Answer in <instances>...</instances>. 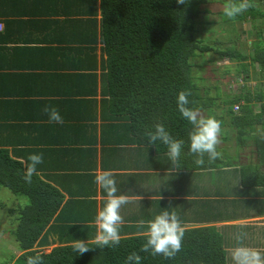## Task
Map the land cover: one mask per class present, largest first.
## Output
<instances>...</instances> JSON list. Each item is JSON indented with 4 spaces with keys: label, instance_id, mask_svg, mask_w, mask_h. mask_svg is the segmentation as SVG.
I'll return each mask as SVG.
<instances>
[{
    "label": "trees",
    "instance_id": "1",
    "mask_svg": "<svg viewBox=\"0 0 264 264\" xmlns=\"http://www.w3.org/2000/svg\"><path fill=\"white\" fill-rule=\"evenodd\" d=\"M249 2L252 7L247 11L232 19L224 18L223 21L238 22L237 27H242L247 21L253 24L257 19H262L264 25V0H261L260 11L255 7V0ZM210 3V0H186L183 5L177 4L176 0H0L1 5L17 6V11L7 14V17L34 19L26 24L30 28L39 25L37 23L42 15L61 17V20L53 22L54 29L64 27L65 24L72 26L74 32L69 33V38L75 46L52 50L74 56V59L67 61V66L73 65L67 70L76 72L79 69L82 72L68 77L77 78L76 85L81 87L80 93L84 92L91 97L94 105L97 82L100 81V94L108 97L101 100L103 107L108 110V141L118 136L115 133L125 129L126 124L123 128L118 123V115L121 114L127 117L125 121L130 122L129 128L141 126L154 130L153 125L160 123L174 139L183 140L184 145L189 144L188 133L192 130V125L178 110L177 94L189 91L188 107L198 108L196 101L201 99L198 93L202 87L197 86L193 75V62L198 56L214 54L220 61L237 62V73L244 81L249 79L250 74L254 80L258 76L260 82H257L253 93L247 90L244 94L235 92L231 96H223L222 102L225 105L220 106V113L229 118L235 127L238 151L250 147L247 145L250 143L252 152L257 154L258 165L241 169L242 184L251 189H264V170L261 169L264 166V92L261 90L264 88L261 84L264 83V50L259 47V42L254 41L247 49L248 52H242L236 45L239 32L232 30L233 34L227 36L220 46L213 41L210 31L212 37L201 38L199 32L206 31V24L199 22L198 16L202 13L201 7ZM204 13L209 14L207 10ZM217 13L224 15L223 11ZM202 21L206 23L208 20ZM256 26L254 24L252 28L255 29ZM57 33L53 32L55 35ZM262 37L259 30L258 38ZM203 80L204 78H200V81ZM81 85L88 87L89 91L85 92ZM7 86L0 79V97L11 94L4 91ZM57 95H63L62 89ZM68 98L70 97H64L63 100ZM253 105H258L257 113L253 112ZM235 106L238 107L237 113L233 111ZM208 107L210 106L205 105L200 111L207 114L210 112L207 111ZM104 114L103 111V122L106 117ZM98 117L99 114H94L92 108L91 122L97 121ZM92 127L96 130L94 125ZM225 139L228 143L231 142L230 138ZM23 140L19 137H0V188L27 200L25 206L18 205L7 210L11 217L16 218L11 235L14 236L16 249L20 253L18 256L11 255L8 261L14 259L26 264L28 256L39 255L44 264H125L127 255L137 252L142 258L141 264L234 263L226 249L237 242L235 238L227 235L223 238L215 227L209 226L232 218L243 219L249 215L242 207L234 212L233 206L237 203L234 200L219 201L216 203L217 209H213L209 202H203V205H208L211 209H205L201 213L188 210L187 217L176 213L184 228V237L181 250L171 259L140 250L147 239L146 234H141L147 233V227L141 224L126 229V232L120 228L118 246L99 248L95 243V222H63L62 216L70 212V209L64 207L59 213V192L35 175L31 183L24 181L22 177L25 168L17 150ZM142 140L145 143L146 140ZM136 142L138 140L135 139L134 143ZM114 145L115 143L110 146V153L116 152ZM159 145L165 146L163 143ZM215 160L216 164L198 168L205 170L218 167V158ZM90 182L93 184L95 181ZM251 205L256 207L258 214H264L263 199L253 201ZM160 212L162 211L159 210L157 214ZM155 215L148 217L146 221L153 219ZM204 224L208 226H202ZM74 240L87 241L91 249L78 255L73 250ZM49 248L51 249L48 250ZM2 261L0 264H6Z\"/></svg>",
    "mask_w": 264,
    "mask_h": 264
},
{
    "label": "crops",
    "instance_id": "2",
    "mask_svg": "<svg viewBox=\"0 0 264 264\" xmlns=\"http://www.w3.org/2000/svg\"><path fill=\"white\" fill-rule=\"evenodd\" d=\"M15 7L0 4V23L3 25L0 33V79L8 85L4 91L11 92L8 97H0V137L24 139L17 149L24 168L30 154L43 155V163L37 165V174L34 175L59 192V213L64 207L70 209L68 215L67 212L62 216L63 222L88 224L95 221L97 210L105 203L106 192L96 182L92 184L90 181H95L98 172L111 170L118 195H126L131 200L120 209L124 220L121 228L125 232L159 210L174 211L179 216L187 217L188 210L201 213L211 209L203 202H209L213 209H217L216 203L219 201L234 200L237 202L233 206L234 212L242 207L249 215L209 226L215 227L218 232L222 230L231 238L233 235L229 233L235 231L239 235L242 227L247 232L257 230L264 236V214H258L256 207L251 205L253 201L264 200V189L244 187L241 173L245 166L258 165L257 154L250 150V154L245 157L243 152L247 148L236 153L229 149L237 146L235 129L229 135L220 131V143L217 146L220 152L219 166L205 170L198 167L216 164L217 160L209 161L205 154L204 163L197 165V157L189 152V143L183 146L178 161L173 164L166 145L161 147L159 140L154 145L150 144L143 135L150 130L149 127L129 128L130 122L125 121L127 117L119 113L118 123L122 127L126 124L125 129L115 133L118 136L108 141V110L101 102L103 97H108L101 96L100 81L97 82L94 105L91 97L80 93L81 87L76 85L77 78L68 77L82 72L79 69L76 72L67 70L73 65L67 66L66 63L74 56L52 50L75 46L69 38V33L74 32L72 26L65 24L54 29L53 22L61 20V17L42 15L37 23L39 25L30 28L26 24L34 19L6 16L16 12ZM53 32L58 33L55 35ZM82 87L85 92L89 91L88 87ZM60 89L62 96L70 98L63 100L64 97L57 95ZM46 105L59 109L64 119L62 125L48 122V116L42 112ZM92 108L93 113L97 112L100 118L91 122ZM103 111L106 114L104 122L101 119ZM215 111L218 115L221 109ZM253 112L257 113L256 108ZM222 124L235 128L230 121L229 124ZM227 137H233L232 143L227 142ZM142 138L146 140L145 143ZM135 139L138 142L134 143ZM113 143L116 152L110 153ZM252 153L255 161L251 157ZM261 169L264 170V166ZM19 198L21 200L15 207L25 206L27 200ZM170 204L172 208H168ZM249 239V236L242 235L243 246L264 254V250H261L264 245L261 244L259 248L258 243H252L253 240L249 242ZM236 246L237 242L229 248L227 253L230 256Z\"/></svg>",
    "mask_w": 264,
    "mask_h": 264
},
{
    "label": "clouds",
    "instance_id": "3",
    "mask_svg": "<svg viewBox=\"0 0 264 264\" xmlns=\"http://www.w3.org/2000/svg\"><path fill=\"white\" fill-rule=\"evenodd\" d=\"M176 2L183 5L186 0H176ZM250 7H252V4L249 0H225L223 12L227 18L232 19L247 11ZM189 95L190 92L187 90L180 91L177 94V107L182 117L192 125V130L188 133L189 152L197 157L195 163L202 165L205 154H207L209 161H213L220 156L217 146L220 143L221 126L214 117L205 116L198 109L188 107L190 103L188 100ZM42 112L48 116L49 123L60 125L64 123L59 109L55 106L46 105ZM153 128L154 131L148 130L143 135L148 138L150 144L154 145L159 140L166 145L169 159L173 164H176L184 146V141L174 139L163 124L156 123ZM41 163H43L42 154H30L28 156L22 177L25 182H32L33 175L37 174V165ZM95 182L106 192L105 203L102 208L97 210L95 216L94 222L97 227L95 243L99 248L115 247L120 244V228L124 223L120 209L123 205L130 203L131 200L126 195H117L118 189L111 170L98 172L95 175ZM168 208H172L171 204ZM140 224L147 227L146 243L140 249L142 252H150L153 256L162 255L166 259H171L181 250L184 228L174 211L163 210L155 215L153 219L140 221ZM236 241L237 246L231 250V258L234 264H264V255L260 251L243 246L242 234L236 236ZM90 249L87 241L74 240L73 242V250L78 255L87 253ZM141 259L137 252H131L127 255L125 264H141ZM26 264H44V261L39 255H30L26 259Z\"/></svg>",
    "mask_w": 264,
    "mask_h": 264
},
{
    "label": "rangeland",
    "instance_id": "4",
    "mask_svg": "<svg viewBox=\"0 0 264 264\" xmlns=\"http://www.w3.org/2000/svg\"><path fill=\"white\" fill-rule=\"evenodd\" d=\"M210 2L211 3L209 5L201 7L200 11L202 13H200V15L198 16V21L203 24H206V31L199 32L201 38L212 37L209 34L210 31L213 35V41L217 43L218 46H220L224 43V39L227 36L233 34L232 31H236L239 32L237 33L236 45H238L242 52H246L247 49L249 50L250 44L254 41L259 42V47L264 50V41H262L264 40V25L262 24V19H257L258 21L253 24H250L247 21L242 27H237L238 22L229 23L228 21H223V19L227 17L225 15H220L219 13H217L223 11L224 5H221V2L225 4V0H210ZM261 4V0H255V7L258 9V11L262 10ZM206 10L209 12L208 15L204 13L206 12ZM204 19L208 21L204 23V21H202ZM254 24L257 25L255 29L252 28V25L254 26ZM259 30H261L263 36L262 39L258 38ZM193 63L195 66L193 67V75L196 78L195 82L197 83L198 87H202L201 91L198 93L200 94L201 99L199 102L196 101V106L198 107L197 109H199L200 111L205 107V105H209L210 107L207 108V111L210 112H208L207 114L205 111L200 112L205 116L208 115L214 117L217 121H219L220 125L222 124V122L229 124V118L223 116L222 113H220V104L225 103L222 102L223 96H231L235 92L237 94H244L247 93V90L253 93L255 91L257 82H260L259 77L257 76V79L254 80V77L250 74L249 79L244 81L242 76L237 73V62H229L228 60L220 61L218 57L214 54H210L209 56H198ZM200 78H204V80L200 81ZM261 84L264 87V83L261 82ZM261 90L264 92V88H261ZM253 108H256L258 112V105H253ZM215 110H219L220 114L217 115V111ZM237 112L238 111H236L235 113ZM233 131L234 128L232 126H225L224 124H222L221 132L227 133V135H229ZM252 131L254 130L252 129ZM232 138L230 139V143H232ZM235 141L237 142V138L235 139ZM247 145H250L251 148L248 147L243 152L245 154V157L250 154V150L253 151L252 145L250 143H248ZM237 151L238 146H233L232 152L236 153ZM251 157L253 161H255L254 153L251 154ZM20 200L21 199L19 197H16L11 194L9 190L0 188V261L3 260L2 262H5L6 264H21L20 261L18 263L17 261H14V259H11V261L9 260L10 262L8 261L11 255L18 256L20 253H18L16 249L17 245L15 243L14 236L11 235V231L15 227L16 218L11 217L7 212L8 209L14 208ZM243 228L244 227L241 228L240 232L242 235L250 237L249 242L253 240L252 243H258L259 248L261 247V244L264 245L263 234H259L257 230L247 232V230ZM219 233H221V236L227 235L222 230ZM229 234L233 235V237L236 239L237 235L235 231H232ZM229 236L230 235H228V237ZM261 250L264 249L261 248ZM226 251L228 252L229 248H227ZM227 254L229 255V253Z\"/></svg>",
    "mask_w": 264,
    "mask_h": 264
},
{
    "label": "built area",
    "instance_id": "5",
    "mask_svg": "<svg viewBox=\"0 0 264 264\" xmlns=\"http://www.w3.org/2000/svg\"><path fill=\"white\" fill-rule=\"evenodd\" d=\"M2 30H3V26L0 24V32H2ZM237 110H238V107L235 106L233 108V111L236 112Z\"/></svg>",
    "mask_w": 264,
    "mask_h": 264
}]
</instances>
